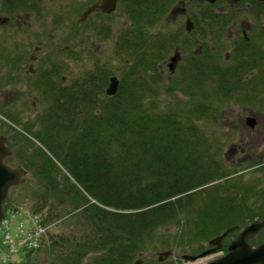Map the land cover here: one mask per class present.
Returning <instances> with one entry per match:
<instances>
[{
	"label": "trees",
	"instance_id": "trees-1",
	"mask_svg": "<svg viewBox=\"0 0 264 264\" xmlns=\"http://www.w3.org/2000/svg\"><path fill=\"white\" fill-rule=\"evenodd\" d=\"M177 1L119 0L129 20L114 41L120 72L95 65L65 84L42 69L44 82L37 88L45 102L43 124L33 136L40 147L28 146L24 156L33 159L24 165L45 181L48 195L30 209L48 228L39 251L55 252L58 262L82 264L94 254L92 264H131L159 229L186 221L192 230L218 232L249 211L234 201L242 196L239 188L230 187L229 168L210 151L193 117L208 109L210 88L227 98L245 87L256 101L264 92V73L249 76L264 71V64L252 46L225 60L230 19L219 18L209 4L203 16L198 1L189 4L191 33L169 30L165 20ZM175 54L185 56L179 79L189 84L184 92L192 98L183 111L160 107L163 67ZM113 76L119 88L109 97ZM59 173L62 181L55 178ZM68 202L84 229L54 235L51 226L65 218Z\"/></svg>",
	"mask_w": 264,
	"mask_h": 264
},
{
	"label": "rangeland",
	"instance_id": "rangeland-1",
	"mask_svg": "<svg viewBox=\"0 0 264 264\" xmlns=\"http://www.w3.org/2000/svg\"><path fill=\"white\" fill-rule=\"evenodd\" d=\"M93 1L95 2V0H49L41 14L32 15L29 19L32 28H28V25L22 27L8 25L0 28V136L5 138L6 145L11 151L5 163L11 168L22 166L27 170L25 182L10 190L4 209L9 207L11 211L19 207L29 208L33 206L35 199L48 195L45 192V181L38 177L35 170L24 165L29 158L33 159L31 156H24L28 146L31 150L40 147V143L33 136L42 129L45 109L42 94L36 89L30 77L31 71L37 73L44 69L55 72L59 75L57 79L70 84L92 70L95 65L108 66L115 73L122 70L121 60L114 53V41L119 31L129 25V20L125 12L117 8L109 18L94 13L84 23L81 22L84 10ZM1 5L0 3V15L5 16ZM186 5L187 3L177 1L173 6L174 11L170 12L165 20L169 30L185 27L186 18L182 16L181 10L187 9ZM230 32L229 28L225 32L228 46L222 54L224 57L231 52V40L227 38ZM12 38H15V41ZM25 39L32 42H28L27 45L16 44L20 41L26 42ZM184 57L181 54L178 63H171L169 58L163 67L165 80L164 87L160 89V107L164 110L183 111L192 102L190 94L184 92L190 90L189 84L179 79ZM170 65L174 66L173 73L169 69ZM249 94L248 89L243 87L232 91L229 97L225 98L210 88L206 94L208 109L203 116H194L193 121L207 137L210 151L221 164L225 163L229 168L230 187L239 188L238 195H242L234 201L238 204L244 203V210H249L254 217H263L264 92H259L256 101H251ZM199 95L195 100L200 103L205 98L203 93ZM247 117H254L257 120L258 126L255 131H250L245 125ZM28 139L35 147L26 142ZM62 175L59 173L55 178L60 181ZM50 200L59 205L55 197ZM64 206L66 216L52 224V234L60 236L68 235L72 231H82L84 227L79 218L76 214L69 213L74 211L73 204L68 202ZM249 211H244V214ZM189 218H192V215ZM190 224L185 221L183 224L174 223L169 225L170 228L157 230L147 241L140 258L154 260L158 253L169 249L179 256L183 252H189L190 247L182 241L192 237L188 232L192 230ZM95 256L97 255L89 254L83 259L82 264H92ZM28 257L31 255L22 254L14 258L13 263H21ZM136 261L137 256L131 264ZM25 262L63 264L61 261L58 262L55 252L49 253L46 250L37 252Z\"/></svg>",
	"mask_w": 264,
	"mask_h": 264
},
{
	"label": "flooded vegetation",
	"instance_id": "flooded-vegetation-1",
	"mask_svg": "<svg viewBox=\"0 0 264 264\" xmlns=\"http://www.w3.org/2000/svg\"><path fill=\"white\" fill-rule=\"evenodd\" d=\"M191 1L192 0H181L179 1V3H187V5L189 6ZM196 1L199 2V5L196 6V9L203 16L207 4L209 3L206 0ZM0 3L2 4L1 6L6 14L5 16L0 15V28L4 26L6 27L8 25L15 27L28 25V28H32L29 19L32 15L36 16L41 14V12H43L46 7V3H49V0H0ZM97 4L100 5L101 0H95V2L93 1L89 7ZM209 5L214 6V10L219 18H222L224 16L230 19L227 25V29L229 28L231 32L227 38L231 40V52L226 55L225 60H230V54H235L236 56H238V54L240 55V51L243 48L247 46L248 48H251L252 46L255 48L253 49L255 54L258 56V58L262 59V62L264 64V0H217L214 4ZM118 6L119 0L117 8ZM188 6L187 9L181 10V13L182 16L186 18V31L187 21H190L193 25L192 30L190 32L187 31L188 33H191L195 29V26L190 17L191 11L189 10ZM75 7L76 5H74L73 8ZM88 8H86L84 12ZM173 11L174 7H172L170 12L172 13ZM94 13L103 14L99 9H96ZM12 39L14 40L15 38ZM34 39L39 40L40 38ZM28 40L29 39H25L26 42L20 41V43H15L17 45H27L28 42H32ZM245 41L249 43L247 44L245 43ZM180 59L181 57L179 56V60L176 63H178ZM16 61L17 59L15 60V63ZM44 73L45 72H43L42 69H40L37 73L31 71L30 77H32L33 84L39 91V93H41V91L39 90V88H37V84L39 85L44 82ZM263 73L264 71H258V69H256L250 73L249 77L258 76L259 74ZM257 126L258 122L256 120V125L254 128H250L249 126L247 127L250 129V131H255ZM240 217H242L241 222L233 224L222 231L208 232L189 230L188 232L192 234V237L185 238V240L182 241L185 245L190 247L189 252H183L181 253V256L175 255V252L169 249L165 252L158 253V255H156V259L147 261L145 260V258H140V256L142 255V252L140 251L137 255V261L134 264H215L228 256L232 252L231 246L237 242H242V245L250 250L257 249L264 244V227L258 232L251 235L249 238H246L244 241H242L241 235L246 230V228L253 223L262 222L264 220V216L254 217L252 214H241ZM232 228L236 229L229 232L228 235L220 240L218 247L216 245L210 244L211 241L218 237H221L225 232ZM204 253L207 254L203 255Z\"/></svg>",
	"mask_w": 264,
	"mask_h": 264
},
{
	"label": "water",
	"instance_id": "water-1",
	"mask_svg": "<svg viewBox=\"0 0 264 264\" xmlns=\"http://www.w3.org/2000/svg\"><path fill=\"white\" fill-rule=\"evenodd\" d=\"M209 4H214L217 0H206ZM118 0H101L100 5H93L89 7L82 15L80 21L84 22L89 15L94 13L96 9H99L104 15H111L117 9ZM193 25L190 21H187V31L190 32ZM179 60L178 54H175L171 58V63H176ZM170 71L174 72V66L170 65ZM119 88V79L117 76H113L110 79L109 86L106 90V94L109 97H113L117 94ZM246 125L250 128H254L256 125V120L253 117H248L246 119ZM11 155V151L6 145V140L0 136V223L4 217V203L8 199L9 192L15 187L21 186L25 182V177L27 175V170L18 166L15 168L9 167L5 160ZM264 227V220L262 222H255L241 235L242 241L249 238L254 233L258 232ZM236 228L229 229L221 237H218L210 242L211 245L219 246L220 240H222L229 232L235 230ZM240 247V248H239ZM239 248V249H238ZM232 252L226 256L221 261L215 264H264V244L257 249L250 250L242 245V242H237L231 246ZM207 253H204L205 255ZM137 264V263H136Z\"/></svg>",
	"mask_w": 264,
	"mask_h": 264
},
{
	"label": "built area",
	"instance_id": "built-area-1",
	"mask_svg": "<svg viewBox=\"0 0 264 264\" xmlns=\"http://www.w3.org/2000/svg\"><path fill=\"white\" fill-rule=\"evenodd\" d=\"M47 238L48 228L40 215L27 208L9 213L0 225V263H11L20 254L39 251Z\"/></svg>",
	"mask_w": 264,
	"mask_h": 264
}]
</instances>
